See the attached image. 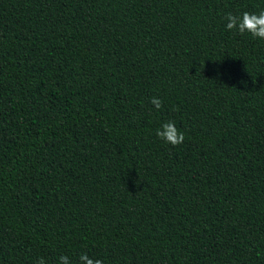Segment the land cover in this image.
<instances>
[{
  "label": "trees",
  "instance_id": "16d2710c",
  "mask_svg": "<svg viewBox=\"0 0 264 264\" xmlns=\"http://www.w3.org/2000/svg\"><path fill=\"white\" fill-rule=\"evenodd\" d=\"M260 10L0 0V264H264Z\"/></svg>",
  "mask_w": 264,
  "mask_h": 264
},
{
  "label": "clouds",
  "instance_id": "9594fccd",
  "mask_svg": "<svg viewBox=\"0 0 264 264\" xmlns=\"http://www.w3.org/2000/svg\"><path fill=\"white\" fill-rule=\"evenodd\" d=\"M224 20L226 21L225 27L227 30L235 31L241 35L247 33L252 38L264 40V10L259 12L244 11L240 15L229 13L224 17ZM150 103L157 110H160L163 104L162 100L157 97H153ZM155 136L165 144L173 147L181 145L185 139L184 133L176 127L173 121L162 123L155 130ZM36 264H46V262L43 258H39ZM58 264H72V261L68 256L61 255L58 258ZM76 264H103V261L91 258L87 253H81Z\"/></svg>",
  "mask_w": 264,
  "mask_h": 264
}]
</instances>
